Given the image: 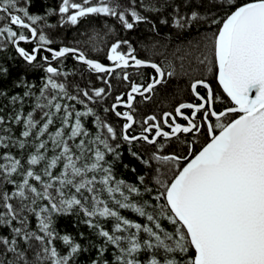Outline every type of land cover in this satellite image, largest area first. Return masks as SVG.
Listing matches in <instances>:
<instances>
[{"label": "snow or ice", "instance_id": "snow-or-ice-1", "mask_svg": "<svg viewBox=\"0 0 264 264\" xmlns=\"http://www.w3.org/2000/svg\"><path fill=\"white\" fill-rule=\"evenodd\" d=\"M0 264H264V0H0Z\"/></svg>", "mask_w": 264, "mask_h": 264}]
</instances>
